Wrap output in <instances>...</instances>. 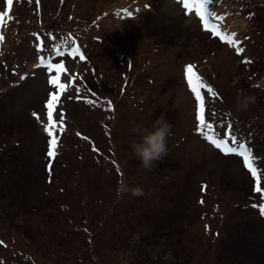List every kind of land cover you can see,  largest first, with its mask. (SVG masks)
<instances>
[{
    "label": "rangeland",
    "instance_id": "374dc122",
    "mask_svg": "<svg viewBox=\"0 0 264 264\" xmlns=\"http://www.w3.org/2000/svg\"><path fill=\"white\" fill-rule=\"evenodd\" d=\"M248 1L254 11L248 17V2L225 21L222 0H212L209 8L222 17L211 22L228 35L236 33L244 56L253 59L252 83L240 75L235 46L207 32L180 0H13L0 24V132H12L4 136L10 137V152L0 164V189L8 191L0 190V264H134L121 250L124 234L115 235L128 221H112L94 237L100 215L116 213L113 206L124 211L123 200L146 224L154 219L160 229H172L201 264H234L233 256L221 254L235 245L241 254L262 251L264 227L248 204H263L264 198H251L239 162L221 157L195 130L194 96L184 75L193 64L218 93L206 96V119L214 127L222 114L245 119L239 128L258 145L264 166V0ZM229 4L238 7L235 0ZM6 10V0H0V12ZM72 36L79 45L65 40ZM53 44L61 51L76 45L85 57L65 51L62 82L70 86L59 107L68 115L54 160L46 154V109L41 110L52 87L38 63ZM81 80L94 82L86 85L94 86V98H87L95 104L75 103L76 88L84 93ZM241 93L254 96L255 103L237 111ZM161 116L172 124L168 154L149 171L131 150V122L150 127ZM121 179L144 195H118ZM215 212L225 218H209Z\"/></svg>",
    "mask_w": 264,
    "mask_h": 264
},
{
    "label": "trees",
    "instance_id": "16d2710c",
    "mask_svg": "<svg viewBox=\"0 0 264 264\" xmlns=\"http://www.w3.org/2000/svg\"><path fill=\"white\" fill-rule=\"evenodd\" d=\"M222 1L224 4L222 6L223 7V15H224L223 21L230 19L233 16V13L234 12L236 13V11L242 7V3H244V2L249 3L248 0H235L237 2L236 6H238V7H235V4L233 6H231L229 4L231 0H222ZM220 11H222V9ZM244 12H245L244 16H247V17L252 16L254 14L252 2L249 3V5L246 7V11H244ZM221 21H222V19H221ZM222 23L223 22H221V28L223 29ZM207 32H209V30H207ZM36 33H37V30L32 32V35L36 34ZM66 35L70 36V34L68 32L66 33ZM65 38H66L65 40H71L72 42L75 41V43L77 45H79L77 37L72 36V37H65ZM244 55H245V52L236 55V56L240 57V59H239L240 60L239 63L241 65L240 66V70H241L240 75H243V77H244V75L247 76L248 78L245 81L252 83V80H253L252 74L257 75L256 72L252 73V65L254 64V61L251 57H249V56L245 57ZM22 75H26V74L24 73ZM22 79H24V78H22ZM263 80H264V77H263ZM86 84H94V82L93 81H90V82L87 81L86 83L85 82L83 83V80L79 81L78 82L79 87L82 90H84V93L82 94L80 92L79 95L82 97L94 98V93H95L94 86L93 85H86ZM45 100L46 99H44L43 103L41 104V110H43V112H45V107H44ZM74 100H75V103L81 102L80 104H82V100L76 99V98ZM62 111L66 113V116L68 115V113H67L68 109H66V107L63 106ZM207 116H208V114H206V117ZM224 116L225 115H223V114H222V117H220V115H219V118H217V120H215L214 130L216 132L217 137L221 136V132L226 131L224 129L225 124L233 125L234 127L231 129V131L237 137V144H234L233 146H238L239 143H244L250 149V151L254 154V157H255L254 163H256L259 166V168L262 171H264V166H263V164H261L262 157H261V155L258 154V151H259L257 149L258 145L255 143L254 139H252V137L250 136L249 133H247V132H245L239 128L240 124H244V123H242V120H245V119L240 117V116H237V117L233 116V115H231L229 117L228 116L224 117ZM42 117H43L42 120H45V122L47 123L46 112H45L44 116H42ZM11 133L12 132H9V131L0 132V164H2V161H4L3 159H5V157H6L5 153L10 152L9 151V143H8V139L10 137H7V139H6V138H4V136L5 137H6V135L11 136L12 135ZM224 138H227V137L225 136ZM213 149L217 153H219V155L221 157H231V158H234L235 160H237L239 162L241 170L247 176V181L249 182L248 185L250 186L251 198L254 195V196H257L258 199L260 197V199L262 200L261 196L258 195L255 191H253L254 180L251 178V174L248 171V169L243 165V158L240 157L237 153L225 154L222 151L219 152V151H217V149L215 148L214 145H213ZM113 163L117 164V161L114 159ZM117 165H119V164H117ZM0 167H1V165H0ZM118 173H119V176H123L121 170H119ZM261 180H262V183H264V175L261 176ZM2 189H5L7 191V186H2V188L0 190H2ZM121 204L126 206L127 209L122 211L120 208L113 206L114 209H117L116 213L106 214L104 212L103 214L100 215L101 220L98 221L99 227L94 232V237H96L97 235L100 234V232L102 230L100 228H103L105 225L110 226L109 223H111L112 221H115L117 223H120V225H122V223H124L122 220H125V221H128L127 227L126 228H123L122 226L120 227L121 231H124V232H115V235H116V233L117 234H120V233L124 234L123 236L125 237V239L122 243H120L121 247L123 246V248H121V250H123L125 253H127L130 256V258L132 259L134 264L135 263L136 264H201L200 262H198V258L196 256L195 249L192 247L186 248L183 245V243H181L182 242L181 240H178L177 238L175 239L173 236L172 229H170L169 231H165V230L160 229L159 224L154 222V219H153V221H151L152 224H150V223L146 224L147 222L144 221V219H141L138 216H136V212H134L135 208L129 207L131 203L128 200L127 201L123 200V202L121 201ZM259 204H255L254 199H253L248 205H249V208L251 210L254 209L253 211H255V213H257V217L260 220L261 225L264 227V215L260 214V210L258 207H254V205H259ZM19 207H21V206H19ZM123 212L126 213V215L124 217L121 216V214H123ZM110 214H111V216H110ZM215 214H217V215L211 216L209 218L216 220L217 218H215V217H218V219L223 220L225 218V215H226L225 213H220V212L219 213L215 212ZM82 220L85 221L84 218H82ZM215 243H219V242H215ZM112 247H113V243L110 242L108 249H111ZM245 248H246V246H245ZM249 250L250 249H248L245 254L244 253L241 254L240 252H242V251L237 248V245H235L234 248L231 247L230 252L225 250L221 254V257L224 259L225 258L227 259L229 257L232 258V256H233L234 257V264H264V248L262 249L261 252H257V253H254L252 250L251 251H249ZM238 251H240V252H238ZM248 252H251V253H248ZM238 253H240L242 255V257L239 258V260H236ZM253 253L255 254L254 256H253Z\"/></svg>",
    "mask_w": 264,
    "mask_h": 264
},
{
    "label": "snow or ice",
    "instance_id": "6c2138e0",
    "mask_svg": "<svg viewBox=\"0 0 264 264\" xmlns=\"http://www.w3.org/2000/svg\"><path fill=\"white\" fill-rule=\"evenodd\" d=\"M180 2L182 3L184 9L189 11L192 9L195 10L196 15L203 24V27L206 30H209L213 36L218 37L222 41H226L229 45H234L236 53L244 52V48L240 46V41L235 39L236 33L228 35L222 32L216 23L211 22L210 18H215L216 20L222 19V17L217 16L215 12L210 11L209 5L212 3V0H180ZM36 3L39 5V0H36ZM12 4L13 0H6L7 10L0 12V24L4 23V18L8 15V11L11 9ZM124 11L127 15H131L130 11ZM9 19H11V17H9ZM33 35L34 37L36 36V34ZM2 39L3 37L0 36V40ZM73 44H75V41H73ZM44 47H46V45L43 43L38 45V48L41 50ZM65 51L68 56L78 57L80 60L85 59L78 46L66 49ZM65 51H61L60 45L53 44L52 50L47 57L44 55L38 56L39 65L45 67L47 70V83L52 87V91L48 93L44 102L47 123L43 125V131L47 135L46 154L52 160L57 158L58 146L60 144V134L65 131V113L59 107L63 96L67 93L70 86L69 83L62 82V73H66L68 71L64 62ZM53 57H56L59 62H56ZM194 69L195 66L193 64H187L184 68V75L187 81V86L194 96L195 120L197 122L195 130L200 133L206 141L214 145L216 149L224 152L225 154L237 153L240 157H242L243 165L248 169L251 174V178L254 180L253 191L260 195L261 198H264V183H262L261 180V176L264 175V171H262L256 163H254V154L244 143H239L238 146H233L234 144H237V137L231 131L234 126L231 124H225L224 129L226 131L221 132V136L217 137L213 123L206 119V96L210 93L212 97H216L218 93L210 84L203 82L200 75ZM70 80L74 81L75 77H71ZM204 89L207 91L203 92L202 90ZM76 93L77 96L74 98L80 99L89 105L95 104L94 100L80 96L79 88H76ZM107 107L109 109L112 108L111 101L107 102ZM33 116L39 119L36 112H33ZM77 135H80V133H77ZM225 136L227 138H224ZM84 139L88 138L84 137ZM95 150L99 151V149ZM48 171L50 173L53 171L51 164L48 166ZM203 190H206V186H202V191ZM200 202L203 203V200ZM254 207H258L260 214L264 215V204L254 205ZM3 243L4 241L0 240V244Z\"/></svg>",
    "mask_w": 264,
    "mask_h": 264
},
{
    "label": "clouds",
    "instance_id": "9594fccd",
    "mask_svg": "<svg viewBox=\"0 0 264 264\" xmlns=\"http://www.w3.org/2000/svg\"><path fill=\"white\" fill-rule=\"evenodd\" d=\"M255 103V97L238 94L235 107L237 111L246 110L250 104ZM172 124L163 116L156 118L150 127L131 122L130 131L134 139L130 143L133 154L140 160L142 167L151 171L155 161L162 160L167 151V139L171 135ZM131 193L133 196L144 195L139 186H130L124 179L117 185V194Z\"/></svg>",
    "mask_w": 264,
    "mask_h": 264
}]
</instances>
